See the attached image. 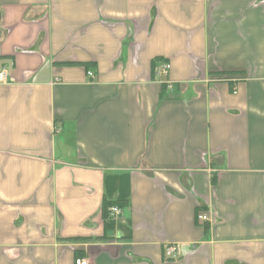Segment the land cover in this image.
I'll use <instances>...</instances> for the list:
<instances>
[{"label": "crops", "instance_id": "obj_1", "mask_svg": "<svg viewBox=\"0 0 264 264\" xmlns=\"http://www.w3.org/2000/svg\"><path fill=\"white\" fill-rule=\"evenodd\" d=\"M0 13V264H264V0Z\"/></svg>", "mask_w": 264, "mask_h": 264}, {"label": "built area", "instance_id": "obj_2", "mask_svg": "<svg viewBox=\"0 0 264 264\" xmlns=\"http://www.w3.org/2000/svg\"><path fill=\"white\" fill-rule=\"evenodd\" d=\"M171 69V65L167 62H164L156 69V75L159 78L168 76L169 72ZM8 75L9 73L7 72L6 69L0 70V81L3 83H6L8 81ZM89 76L94 77L92 73H89ZM122 210L118 207H111L109 209V213L113 218H118L121 215ZM197 221L201 225L207 224L209 221V215L205 213H199L197 215ZM165 257L167 260H178L181 257V248L178 245H170L166 248L165 250ZM74 264H91L90 260L88 258H77L75 260Z\"/></svg>", "mask_w": 264, "mask_h": 264}, {"label": "trees", "instance_id": "obj_3", "mask_svg": "<svg viewBox=\"0 0 264 264\" xmlns=\"http://www.w3.org/2000/svg\"><path fill=\"white\" fill-rule=\"evenodd\" d=\"M112 206L122 207L120 202H105L103 204L102 215L105 221V230H110L114 228L113 223L109 220V212H108L109 208Z\"/></svg>", "mask_w": 264, "mask_h": 264}, {"label": "water", "instance_id": "obj_4", "mask_svg": "<svg viewBox=\"0 0 264 264\" xmlns=\"http://www.w3.org/2000/svg\"><path fill=\"white\" fill-rule=\"evenodd\" d=\"M0 19H1V13H0Z\"/></svg>", "mask_w": 264, "mask_h": 264}]
</instances>
